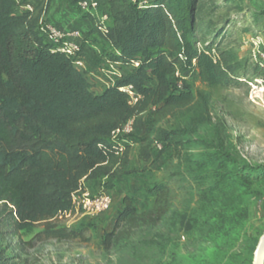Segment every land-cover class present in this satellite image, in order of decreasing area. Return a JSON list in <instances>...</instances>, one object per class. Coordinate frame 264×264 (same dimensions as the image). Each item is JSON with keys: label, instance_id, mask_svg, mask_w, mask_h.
I'll use <instances>...</instances> for the list:
<instances>
[{"label": "trees", "instance_id": "16d2710c", "mask_svg": "<svg viewBox=\"0 0 264 264\" xmlns=\"http://www.w3.org/2000/svg\"><path fill=\"white\" fill-rule=\"evenodd\" d=\"M59 1L76 7L78 0ZM102 7L108 16L103 32L85 14L92 23L89 37L97 35L112 51L106 56L99 51L96 66L107 58L129 68L116 86L96 94L69 58L44 43L38 30L41 14H17L16 0H0V235L17 236L25 224H39L43 230L36 239L82 238L81 232L55 224L60 215L74 211L72 197L85 184L106 179L114 185L113 180L132 174L126 170L130 148L113 142L112 131L152 107L137 137L138 158L146 165L155 127L193 101L187 82L177 87L176 72L187 77L197 67L200 81L212 86L238 79L229 56L211 55L205 36L214 24L205 19L202 0H154L142 7L130 0H102ZM131 61L139 66L132 67ZM125 85L143 97L134 107L119 91ZM186 131L163 132L158 142H176ZM150 193L155 202L166 197L162 187ZM167 205L164 201L140 214L133 198L123 196L114 229L102 245L109 249L141 225L156 226ZM13 261L0 243V264Z\"/></svg>", "mask_w": 264, "mask_h": 264}, {"label": "rangeland", "instance_id": "374dc122", "mask_svg": "<svg viewBox=\"0 0 264 264\" xmlns=\"http://www.w3.org/2000/svg\"><path fill=\"white\" fill-rule=\"evenodd\" d=\"M202 2L205 19L214 24L206 44H211L213 57L220 52L229 56L237 81L207 85L195 67L182 80L191 86L193 101L155 127L148 164L138 158L137 137L152 107L135 118L131 136L119 139L121 147L130 148L126 170L132 174L112 181L116 197L111 196L110 207L94 217L74 210L55 220L59 227L81 232L82 238L36 239L43 226L25 224L17 236L0 235L14 264H252L264 233V0ZM91 41L102 55L112 52L97 35ZM84 66L90 89L101 93L105 89L94 84L93 73ZM148 86L153 88L155 81ZM173 130L187 131L176 142H158L159 134ZM107 181L85 184L84 191L107 193ZM155 187L166 194L157 202L150 193ZM125 195L133 198L140 214L166 201L167 214L156 226L141 225L105 249L102 242L114 229ZM17 242L22 249L15 247Z\"/></svg>", "mask_w": 264, "mask_h": 264}, {"label": "built area", "instance_id": "2783aa9c", "mask_svg": "<svg viewBox=\"0 0 264 264\" xmlns=\"http://www.w3.org/2000/svg\"><path fill=\"white\" fill-rule=\"evenodd\" d=\"M46 3L49 0H43ZM134 4H138L140 7L147 4V1L130 0ZM18 0H16V4ZM76 8L84 14H89L96 21L98 29L103 32L106 30V22L108 16L106 11L102 7V0H78ZM32 13V11H29ZM38 30L40 35L51 46V50L55 53H59L69 58L73 66L80 72L86 71L84 61L82 59V45L77 40L81 39V33L79 31L71 30H59L54 26L46 23L43 17H40ZM260 58L264 60V54L260 55ZM194 63V61H193ZM130 65L134 68L139 66L138 61H131ZM129 68L127 64L122 62L111 61L107 58L103 59V64L96 68L91 74L93 76L94 84L100 88L108 89L116 86L117 82L121 81L125 76L124 69ZM175 78L178 79L177 87L181 88L182 80L186 78L181 76L178 72L175 73ZM119 91L126 96L127 104L130 107H134L139 104L143 97L136 90L133 85H125L119 87ZM135 118L128 120L124 125L115 129L111 133V139L113 142H119L120 138L129 137L134 133ZM160 150V147H156ZM111 197L106 193H100L98 195H90L87 191L75 194L72 197L74 210L80 212L81 216L94 217L107 210L111 205Z\"/></svg>", "mask_w": 264, "mask_h": 264}, {"label": "crops", "instance_id": "0c3cea01", "mask_svg": "<svg viewBox=\"0 0 264 264\" xmlns=\"http://www.w3.org/2000/svg\"><path fill=\"white\" fill-rule=\"evenodd\" d=\"M29 11L41 14L46 23L59 30L79 31L82 37L77 41L82 45L83 53L81 57L88 66V71L94 72L96 67V63L94 62L98 59L99 51L92 46L93 42L91 39H93V36H87L88 32L92 29L90 18L69 2L49 0L45 4L43 0H18L17 14ZM108 186L111 188L107 193L114 200L116 194H114L113 190L116 189V186H112L110 183H108Z\"/></svg>", "mask_w": 264, "mask_h": 264}, {"label": "water", "instance_id": "95a60500", "mask_svg": "<svg viewBox=\"0 0 264 264\" xmlns=\"http://www.w3.org/2000/svg\"><path fill=\"white\" fill-rule=\"evenodd\" d=\"M252 264H264V233L255 248Z\"/></svg>", "mask_w": 264, "mask_h": 264}]
</instances>
